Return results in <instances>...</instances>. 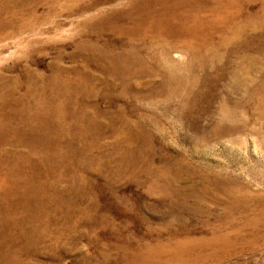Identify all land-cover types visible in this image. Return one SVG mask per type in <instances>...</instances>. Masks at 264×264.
<instances>
[{
    "label": "rangeland",
    "instance_id": "374dc122",
    "mask_svg": "<svg viewBox=\"0 0 264 264\" xmlns=\"http://www.w3.org/2000/svg\"><path fill=\"white\" fill-rule=\"evenodd\" d=\"M263 18L264 0H0V264H264V232L205 234L223 202L264 206V78L239 85Z\"/></svg>",
    "mask_w": 264,
    "mask_h": 264
},
{
    "label": "bare ground",
    "instance_id": "6f19581e",
    "mask_svg": "<svg viewBox=\"0 0 264 264\" xmlns=\"http://www.w3.org/2000/svg\"><path fill=\"white\" fill-rule=\"evenodd\" d=\"M260 15V14H259ZM263 15V14H262ZM257 19V18H256ZM259 21V20H258ZM253 22V21H252ZM250 23V22H249ZM254 24V22H253ZM251 25V24H250ZM258 27V26H257ZM259 29L261 30V33L259 31V39L262 43V46L258 49L253 50L254 56L253 57H248L246 59V64L245 68L242 70L243 74H245L246 76V81H240L239 85L242 86L240 88H246L247 84L249 82H252V80H249V77L252 78V76L254 75L255 78H257L258 76H261L264 78V70L262 69V67H257L256 63L259 61H263L264 62V49L262 47H264V18L261 19L259 21ZM257 32V31H256ZM245 33V32H244ZM252 34V33H250ZM244 34H242L243 36ZM247 35V34H246ZM257 35V34H256ZM249 36V35H247ZM245 40V39H244ZM255 43V42H254ZM247 48V47H246ZM250 49V48H249ZM228 54V53H227ZM247 56V55H246ZM243 58V57H242ZM240 59V58H239ZM245 61V59H244ZM193 62V61H192ZM118 64V63H116ZM241 64V63H240ZM260 65V64H259ZM134 68V67H133ZM239 68V67H238ZM142 69V68H141ZM140 69V70H141ZM149 69V67H148ZM125 70V69H124ZM153 71V70H152ZM125 73V71H124ZM127 73H129L127 71ZM131 73V72H130ZM129 73V74H130ZM151 74V73H150ZM240 78V74H235V79L238 80ZM237 88L238 83L236 84ZM235 87V86H234ZM257 90H264V83L262 85H260V87ZM234 91H238L237 89H234ZM62 92V91H61ZM11 96V95H10ZM261 108V112H264V100L262 102V105L260 106ZM47 109V108H45ZM43 112V111H42ZM45 113V112H43ZM40 115V114H39ZM47 120V118H46ZM53 125V124H52ZM43 126V125H42ZM50 126V123H49ZM43 128V127H42ZM47 130V129H46ZM62 131V130H61ZM47 132H50V129L48 128ZM67 132V131H66ZM238 133V131H235L233 129H229L227 130V133L232 135L233 133ZM62 135V134H61ZM59 136V135H58ZM50 137V136H49ZM64 137V136H63ZM55 142V141H54ZM245 191H247V194L245 195L246 198L249 199V197H251V194L249 193V191L246 189ZM249 193V194H248ZM256 198V197H255ZM254 202V201H253ZM250 203L249 201L247 202V200L242 199L241 198H236L233 202L232 206H229L228 202H223L221 204V208H223L224 212L222 213V217H216L217 224L211 226V228L209 227L206 231L205 234L211 235L210 238H213V240L210 238H208L210 241H212L213 243H219L217 241H223L224 238L222 237H227L228 234L229 235H233L234 233L247 236V234L249 235H256V236H261L262 233L264 232V206L261 207L260 209H254L251 210L252 208L249 206ZM221 215V214H220ZM233 232V233H232ZM231 233V234H230ZM264 234V233H263ZM235 236V235H234ZM253 237V236H252ZM262 237V236H261ZM228 238V237H227ZM246 238V237H244ZM250 238V237H249ZM257 238V237H256ZM259 239V238H258ZM263 239V238H262ZM207 239H202V241H205ZM247 240V239H246ZM254 240V239H253ZM252 240V241H253ZM264 240V239H263ZM225 241V240H224ZM223 241V242H224ZM250 241V240H249ZM183 242V241H182ZM264 242V241H263ZM202 243V242H201ZM233 243V242H232ZM206 244V243H205ZM215 244V246H216ZM169 245V244H168ZM189 245V244H187ZM193 245V243H192ZM198 245V244H197ZM201 245V244H199ZM228 245V244H227ZM235 245V244H234ZM182 246V245H181ZM184 246V245H183ZM202 246V245H201ZM209 246V245H208ZM219 246V245H218ZM223 246V245H222ZM237 246V245H236ZM185 247V246H184ZM183 247V248H184ZM191 247V246H190ZM205 247V245H204ZM202 247V248H204ZM207 247V246H206ZM210 247V246H209ZM214 247V246H213ZM232 247V246H231ZM253 247V246H252ZM177 248V247H176ZM175 248V249H176ZM181 248V247H180ZM194 248V247H193ZM182 249V248H181ZM191 249V248H190ZM221 249V247H220ZM233 249V248H232ZM151 250V249H150ZM193 250V249H192ZM204 250V249H203ZM179 251V249H178ZM181 251V250H180ZM197 251V250H196ZM213 251V250H212ZM173 252V251H172ZM175 252V250H174ZM173 252V253H174ZM216 252V250H215ZM190 253V252H189ZM217 253V252H216ZM176 254V253H175ZM174 254V255H175ZM179 254V252H178ZM229 254V253H228ZM165 255V254H164ZM172 255V254H171ZM182 255V253H181ZM193 255V254H192ZM162 256V255H161ZM106 257V256H105ZM179 257V256H177ZM190 257V256H189ZM159 258V257H158ZM128 259V258H127ZM180 259V258H179ZM197 263V262H196Z\"/></svg>",
    "mask_w": 264,
    "mask_h": 264
}]
</instances>
